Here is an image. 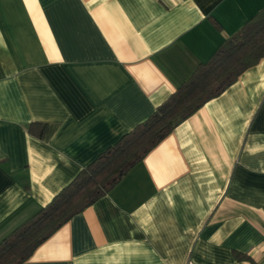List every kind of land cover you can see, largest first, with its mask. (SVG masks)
<instances>
[{"label":"crops","instance_id":"0c3cea01","mask_svg":"<svg viewBox=\"0 0 264 264\" xmlns=\"http://www.w3.org/2000/svg\"><path fill=\"white\" fill-rule=\"evenodd\" d=\"M263 7L0 0V241ZM190 261L264 264V56L22 264Z\"/></svg>","mask_w":264,"mask_h":264},{"label":"trees","instance_id":"16d2710c","mask_svg":"<svg viewBox=\"0 0 264 264\" xmlns=\"http://www.w3.org/2000/svg\"><path fill=\"white\" fill-rule=\"evenodd\" d=\"M264 56V7L200 63L156 110L101 152L52 200L0 241V264H22L75 214L109 192L178 124ZM33 126V125H32ZM40 136L45 125L40 124ZM239 258H248L238 253Z\"/></svg>","mask_w":264,"mask_h":264},{"label":"built area","instance_id":"2783aa9c","mask_svg":"<svg viewBox=\"0 0 264 264\" xmlns=\"http://www.w3.org/2000/svg\"><path fill=\"white\" fill-rule=\"evenodd\" d=\"M188 264H194L192 261H190Z\"/></svg>","mask_w":264,"mask_h":264}]
</instances>
